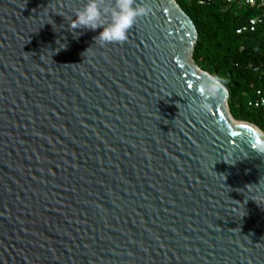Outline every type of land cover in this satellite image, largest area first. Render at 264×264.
I'll list each match as a JSON object with an SVG mask.
<instances>
[{"label": "water", "instance_id": "water-1", "mask_svg": "<svg viewBox=\"0 0 264 264\" xmlns=\"http://www.w3.org/2000/svg\"><path fill=\"white\" fill-rule=\"evenodd\" d=\"M86 2L0 0V264H264V134L200 110L191 20L102 46Z\"/></svg>", "mask_w": 264, "mask_h": 264}, {"label": "trees", "instance_id": "trees-1", "mask_svg": "<svg viewBox=\"0 0 264 264\" xmlns=\"http://www.w3.org/2000/svg\"><path fill=\"white\" fill-rule=\"evenodd\" d=\"M175 2L197 32L195 64L227 87L232 118L253 124L264 134V112L248 106L255 92L264 89V16L255 31L236 34L248 19L260 16L259 11L236 4L226 7L223 0Z\"/></svg>", "mask_w": 264, "mask_h": 264}, {"label": "clouds", "instance_id": "clouds-1", "mask_svg": "<svg viewBox=\"0 0 264 264\" xmlns=\"http://www.w3.org/2000/svg\"><path fill=\"white\" fill-rule=\"evenodd\" d=\"M87 0L83 7L75 12V18L69 21V30L103 29L94 37L95 43L100 45L123 44L128 39V32L133 28L137 19L148 16L152 9L140 0ZM221 82L217 77L208 76L201 79L198 84L199 95L202 99L199 107L201 111L210 110L207 98L217 95ZM257 154L264 156V139H257L251 144Z\"/></svg>", "mask_w": 264, "mask_h": 264}, {"label": "built area", "instance_id": "built-area-1", "mask_svg": "<svg viewBox=\"0 0 264 264\" xmlns=\"http://www.w3.org/2000/svg\"><path fill=\"white\" fill-rule=\"evenodd\" d=\"M226 7L236 4L241 7H248L259 11L260 16H256L247 20L246 24L236 30V34L243 32H253L259 24H261L262 16H264V0H223ZM204 3V2H201ZM258 71V69H254ZM262 73V72H261ZM248 106L264 112V89L255 92V96L248 102Z\"/></svg>", "mask_w": 264, "mask_h": 264}, {"label": "bare ground", "instance_id": "bare-ground-1", "mask_svg": "<svg viewBox=\"0 0 264 264\" xmlns=\"http://www.w3.org/2000/svg\"><path fill=\"white\" fill-rule=\"evenodd\" d=\"M232 122H234V123H236V124H239V125H244V126H247V125H245V124H243V123H240V122H238V121H234V120H232V119H230ZM247 127H249V126H247ZM249 128H251V129H253L254 131H256L255 129H254V127H249ZM257 133H258V131H256ZM260 134V133H259ZM262 137H264L263 135H261Z\"/></svg>", "mask_w": 264, "mask_h": 264}, {"label": "rangeland", "instance_id": "rangeland-1", "mask_svg": "<svg viewBox=\"0 0 264 264\" xmlns=\"http://www.w3.org/2000/svg\"><path fill=\"white\" fill-rule=\"evenodd\" d=\"M227 105H228V103H227ZM228 110H229V107H228Z\"/></svg>", "mask_w": 264, "mask_h": 264}]
</instances>
